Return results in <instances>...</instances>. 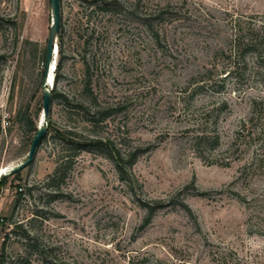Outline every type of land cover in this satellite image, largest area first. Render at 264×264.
<instances>
[{
  "label": "rangeland",
  "instance_id": "1",
  "mask_svg": "<svg viewBox=\"0 0 264 264\" xmlns=\"http://www.w3.org/2000/svg\"><path fill=\"white\" fill-rule=\"evenodd\" d=\"M92 1L59 2L61 96L0 183V245L23 253L16 223L30 264H264V0ZM49 26L48 0H0V176L34 136L14 116L42 108Z\"/></svg>",
  "mask_w": 264,
  "mask_h": 264
},
{
  "label": "trees",
  "instance_id": "2",
  "mask_svg": "<svg viewBox=\"0 0 264 264\" xmlns=\"http://www.w3.org/2000/svg\"><path fill=\"white\" fill-rule=\"evenodd\" d=\"M98 0H93L92 1V4L96 3ZM60 2V0H59ZM256 41L253 39V38H249L248 41H246V43H242V46L244 49H253L254 46H256ZM24 47L26 46H31L32 44L29 42V41H24L23 43ZM59 49H61V46L59 44L58 46ZM60 52V50H59ZM259 52V51H258ZM44 55H45V51H44V54L42 55L41 57V62H42V73H41V79L43 77V66H44ZM59 66H60V63L58 62L57 64H55V71L56 74L54 76V79H53V89L50 91V107H49V111H48V115L50 113V108H51V102L52 100L55 98V96H61V95H56V92L54 90V86H55V82L58 78V70H59ZM41 82V81H40ZM41 84V83H40ZM65 101H67V99L65 97H62ZM96 105V102L94 99H90V101H88L87 105L85 106V109L87 107H94ZM78 107L80 109H83V105L82 104H79ZM41 109H31L30 108V105L27 104L26 106L22 107V108H19L16 113H15V116H14V119L16 121L17 124H19V126H22L24 128H26V130L28 131V133L30 134H35L36 132V125H35V119L37 118L38 114H39V111ZM1 118V117H0ZM74 136V133L70 132V131H65L64 133H59L57 134V136H59V138L61 140H64L65 143L68 144V138H70L69 136ZM198 142H197V145L198 146H201V147H204V146H207L209 144V141H208V138H205V137H198ZM196 139V140H197ZM72 140V139H71ZM94 144H99V141H93ZM78 145L80 146H84V144L82 142H78ZM113 157L117 160V163L116 165L118 166L119 170H122L121 168H123L122 166V163H123V160L118 157L116 154H113ZM70 161H66L65 164H67V166H69L70 164ZM62 167L61 166H58L55 170H54V173L52 175V178L51 179H55V178H58L59 180H62L64 178V173H62ZM19 173V171L11 174V175H8V176H1V180H0V183L1 182H6L8 180V178L10 177H14L15 175H17ZM53 181V180H52ZM27 191L29 192L30 189H27ZM17 199L14 203V206L13 208L11 209L10 211V214H9V218L8 220L10 221L12 219V216L14 214V211H15V208L21 198V196L23 195V191H18L17 193ZM12 230L11 231L12 233L15 232V230H20V237H21V240L24 241L23 243V253L20 255H15L13 257L9 256L8 253L6 252V241L3 239L1 245H0V264H30V257L28 256V252L33 250L36 246H32V239L31 237L29 236L28 234V231L24 230L22 225L21 224H16V223H13V226H12ZM4 237L6 239H8V235H4Z\"/></svg>",
  "mask_w": 264,
  "mask_h": 264
},
{
  "label": "water",
  "instance_id": "3",
  "mask_svg": "<svg viewBox=\"0 0 264 264\" xmlns=\"http://www.w3.org/2000/svg\"><path fill=\"white\" fill-rule=\"evenodd\" d=\"M48 6L50 10V26L48 29V35L45 44V55H44V66H43V77H42V108L40 118L42 121H45L48 116V111L50 107V90L46 87L47 77L49 72L55 70V51L57 49L56 38L59 33L60 25V9H59V0H48ZM53 86V78L50 83V88ZM47 129V124L37 127L36 132L32 138L27 156L25 161L17 164L16 166L10 168L2 176L11 175L21 169L25 168L33 160L37 147L41 143L42 138L45 135ZM1 178V177H0Z\"/></svg>",
  "mask_w": 264,
  "mask_h": 264
},
{
  "label": "bare ground",
  "instance_id": "4",
  "mask_svg": "<svg viewBox=\"0 0 264 264\" xmlns=\"http://www.w3.org/2000/svg\"><path fill=\"white\" fill-rule=\"evenodd\" d=\"M48 78H49V75H48V77H47V80H48ZM46 84H47V81H46ZM1 177V176H0Z\"/></svg>",
  "mask_w": 264,
  "mask_h": 264
},
{
  "label": "built area",
  "instance_id": "5",
  "mask_svg": "<svg viewBox=\"0 0 264 264\" xmlns=\"http://www.w3.org/2000/svg\"><path fill=\"white\" fill-rule=\"evenodd\" d=\"M19 191H20V189H19Z\"/></svg>",
  "mask_w": 264,
  "mask_h": 264
}]
</instances>
